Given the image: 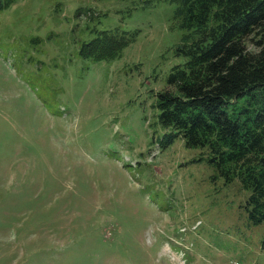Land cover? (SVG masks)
Returning <instances> with one entry per match:
<instances>
[{
    "label": "rangeland",
    "instance_id": "1",
    "mask_svg": "<svg viewBox=\"0 0 264 264\" xmlns=\"http://www.w3.org/2000/svg\"><path fill=\"white\" fill-rule=\"evenodd\" d=\"M146 2L0 12V264H264L248 192L159 124L189 33L169 0ZM101 31L136 33L116 59H83Z\"/></svg>",
    "mask_w": 264,
    "mask_h": 264
},
{
    "label": "trees",
    "instance_id": "2",
    "mask_svg": "<svg viewBox=\"0 0 264 264\" xmlns=\"http://www.w3.org/2000/svg\"><path fill=\"white\" fill-rule=\"evenodd\" d=\"M16 1L0 0V12ZM169 2L189 37L175 50L184 61L157 93L159 124L186 148L205 151L225 185L236 180L248 192V220L264 227V0ZM135 33L98 32L80 56L116 59Z\"/></svg>",
    "mask_w": 264,
    "mask_h": 264
}]
</instances>
